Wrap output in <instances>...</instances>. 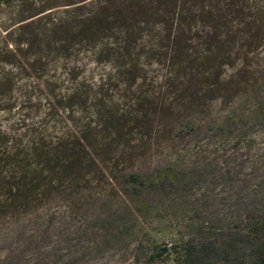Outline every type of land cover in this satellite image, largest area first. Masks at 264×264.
Returning a JSON list of instances; mask_svg holds the SVG:
<instances>
[{
  "label": "trees",
  "instance_id": "16d2710c",
  "mask_svg": "<svg viewBox=\"0 0 264 264\" xmlns=\"http://www.w3.org/2000/svg\"><path fill=\"white\" fill-rule=\"evenodd\" d=\"M261 1L263 5L255 6L248 5L249 0H69L65 4L0 0V8L17 11L10 24L0 23V34L4 33L3 48L26 68L25 76L54 79L44 69L49 56H54L52 62H60L68 79L79 83L78 89L64 96L69 102L65 111L71 110L72 100L86 103L88 65L108 70L95 84L115 86L116 81L136 90L133 107L122 112L101 100L94 102L93 129L90 123L83 124L76 135L56 142H45L33 133L24 149L11 153L0 142V264H51L57 258L60 264H70L69 254L63 250L60 255L62 249L49 246L58 228L52 205L62 202L70 214L80 210L75 194L77 187L88 183V168L95 166V173L101 174L100 163L111 162V154L118 153L115 159L120 162L127 152L140 149L130 146L135 128L150 133L163 120L162 133L174 134L182 143L202 135L214 138L217 146L229 143L234 152L250 148L251 130L264 122V83L258 76L251 81L236 79L222 69L234 66L238 54L239 75L247 73L250 52L244 49L263 36L257 32L239 38V33L244 26L262 28ZM90 5L91 10L84 12ZM59 7L72 12V17L51 20L50 13ZM250 9L254 10L251 19L245 13ZM11 87V80L0 84V94ZM213 94H221L223 101L234 94L241 98L222 120L211 122L205 115ZM147 132L140 140L148 138ZM121 144L122 150L115 151ZM210 165L173 159L146 172L121 174L113 169L116 176L111 178L121 180L125 200L149 191L165 202L182 201L192 225L174 247L176 264H264V162L249 165L259 176L253 173L243 179L239 171L229 169V199L216 201L215 211L205 213L208 200L189 193L213 174L206 171ZM39 215L47 224L37 221ZM123 216L111 212L99 220L100 243L118 234L120 223L122 228L129 223ZM224 220L228 223L222 224ZM62 238L67 240V233Z\"/></svg>",
  "mask_w": 264,
  "mask_h": 264
},
{
  "label": "rangeland",
  "instance_id": "374dc122",
  "mask_svg": "<svg viewBox=\"0 0 264 264\" xmlns=\"http://www.w3.org/2000/svg\"><path fill=\"white\" fill-rule=\"evenodd\" d=\"M38 1L65 4L69 0ZM248 5L263 4L261 0H249ZM91 6L83 8L84 12L91 10ZM64 9L65 7L53 9L49 18L65 21L71 18L72 12L64 13L67 11ZM245 13L251 19L254 10L250 9ZM258 14L262 16V28L253 25L244 26L243 31L239 33V38L243 35L249 38L257 32L263 36L257 44L249 45L244 49L250 52L248 59L250 66L246 69L247 73L239 75L242 62L237 54L235 55L236 64L222 69L225 75L235 76L236 79L248 78L249 81L258 76L264 83V79L261 80V77L264 78V9ZM16 18V10L0 8V23L8 25ZM250 28H253L251 32L248 30ZM3 34H0V84H6L11 80L12 87L8 92L0 94V109H2L0 110V142L6 143L9 153L14 152L15 149H24L30 143L33 133L41 135L45 142H56L65 135H76L77 127L83 124L90 123L93 129L96 118L91 107L98 100L110 107L113 106L120 112L133 107L135 88L128 90L116 81L115 86L95 84L96 79L108 70L88 65L86 66L88 75L85 74L84 77L91 81L85 82L84 85V91L88 95L86 103H82V99L72 100L71 110L65 111L64 108L69 105V102L63 98L72 90L78 89L79 83L68 79L63 73L64 68L60 62L56 60L52 62L54 56H49L51 59L48 58L44 66L47 76L51 75L54 79L36 81L26 77L24 65L16 57L12 58L7 52L8 49L3 48ZM9 61L10 63L14 61V64H10ZM84 62L86 63L85 60ZM48 81L51 83V89L47 88ZM156 92L163 94V91L159 89H156ZM239 95L230 96L228 101H223L221 94L209 96L211 106L205 119L211 122L214 119L222 120L225 113L229 111V107L239 102L241 98ZM160 121L157 123L158 128L150 133L142 128L131 131L130 146L141 148L133 154L127 152L124 161L118 162L119 158L115 159L118 153H115L110 155L113 159L111 162L100 163L101 174L95 173V166H92L93 169L88 168L86 171L88 183L77 187L78 193L75 194L79 199L80 210L70 214L68 213L70 209H65L66 206L64 207L62 202L52 205L50 212L54 215L58 228L52 233L51 240L55 242L50 243L49 246L52 247L54 244L58 249H62L60 255L64 254L63 250L69 254L70 264H176L177 262L174 247L186 234L187 227L192 225L189 213L186 212L187 208L183 206L182 201L165 202L156 193L149 191L125 200L121 195V180L111 178L112 175L116 176L113 169L121 174L136 170L146 172L161 161L168 162L173 159H179L185 164L196 162L199 166L211 163L206 171L213 174H209L204 184L194 186L189 193L195 198L198 195H204V199L208 200L206 207H203L205 213L215 211L216 201L223 198L229 199V184L226 182L229 178V169L234 168L239 171L243 179L250 174L253 176V173L259 176L255 168L250 169L249 165L251 163L263 165L264 122L255 124L251 130L253 142L250 148L234 152L229 148V143L217 146L214 138L207 136L205 138L202 135L182 143L174 137V134H163L164 122ZM146 132L149 133L148 138L140 140L141 133L146 134ZM122 147L123 144L114 150L120 151ZM117 162L118 166L114 168ZM111 212L117 215L124 214L123 221L129 223L125 224L124 228L121 226L123 222L120 223L121 227L116 228L119 233L113 234L114 237L111 236L100 243L98 238L101 237L102 232L99 220H103ZM37 221L47 224L44 215H39ZM223 223L228 221L224 220ZM63 233H67L68 238L65 241L62 238ZM164 248L166 252L161 254ZM45 251L47 252V249ZM51 261L53 262L51 264H60L58 258Z\"/></svg>",
  "mask_w": 264,
  "mask_h": 264
}]
</instances>
